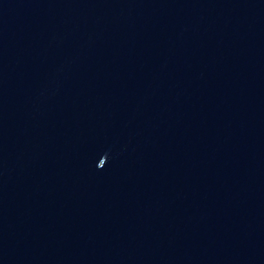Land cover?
<instances>
[{"label": "water", "instance_id": "95a60500", "mask_svg": "<svg viewBox=\"0 0 264 264\" xmlns=\"http://www.w3.org/2000/svg\"><path fill=\"white\" fill-rule=\"evenodd\" d=\"M0 264H264V0H0Z\"/></svg>", "mask_w": 264, "mask_h": 264}]
</instances>
